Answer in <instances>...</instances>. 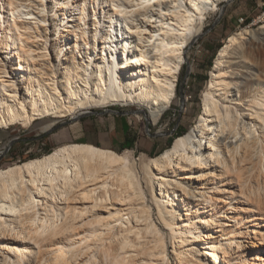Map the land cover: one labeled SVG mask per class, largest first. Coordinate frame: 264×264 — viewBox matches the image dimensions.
I'll return each mask as SVG.
<instances>
[{
    "label": "bare ground",
    "instance_id": "1",
    "mask_svg": "<svg viewBox=\"0 0 264 264\" xmlns=\"http://www.w3.org/2000/svg\"><path fill=\"white\" fill-rule=\"evenodd\" d=\"M107 1L89 19V0H0L12 14L4 28L0 14V130L44 121L47 132L115 106L158 125L191 47L229 0ZM257 24L226 40L196 125L143 172L78 142L0 167V264H27L31 247L45 250L36 264H100L96 252L107 264L262 261L259 227L225 229L264 211V18Z\"/></svg>",
    "mask_w": 264,
    "mask_h": 264
},
{
    "label": "rangeland",
    "instance_id": "2",
    "mask_svg": "<svg viewBox=\"0 0 264 264\" xmlns=\"http://www.w3.org/2000/svg\"><path fill=\"white\" fill-rule=\"evenodd\" d=\"M108 4L107 0H89L87 14L89 19H94L95 11L100 12L99 15L102 17L103 9H107ZM69 10L71 8L67 9V11ZM78 12L77 9L76 13ZM0 14H3V18L7 20L6 23L2 20L3 28L8 24V21L12 23V14L7 4L2 6ZM263 14L264 0H229L222 4L219 12L208 18L204 33L191 47L189 60L181 71L175 104L158 125H152L142 112H137L132 106L93 109L91 113L81 116L82 118L79 121L78 119L73 121L70 118L61 119L52 130L47 132L43 130L46 124L44 121H37L27 128L18 125L7 130H0V167L38 159L60 146L78 142L93 144L102 149L114 150L121 155H125L129 165H133L138 172H143L145 165L151 159L161 155L174 144L177 138L186 134L191 127L196 125L198 118L204 111L205 91L211 84V72L215 66L220 48L235 33L245 28L258 29L261 24L257 23ZM49 15L54 16L51 7H49ZM61 19L62 16H59V20ZM102 23L105 25L106 21L103 20ZM0 38H2V33ZM2 39H0V45ZM183 99L188 101L185 106L182 102ZM135 115H142L143 118L137 120ZM120 118L126 120L130 126L128 135L130 141L128 140L125 143L115 134V122ZM129 142L133 143V148H128ZM240 199L243 200L242 197H239L232 203L237 205ZM224 204L222 202L221 206H224ZM252 214H256L258 220L253 221ZM252 214L251 212L240 214L243 215L241 216L243 218H239V222L236 218L233 220L228 218L229 226L225 229L232 231L236 225H240L243 228L249 226L251 229L259 227L264 233V227L261 228L264 224L262 219L264 211H261L260 215L257 211ZM156 218L157 216L155 222ZM257 222H259V226H255ZM159 227L162 230L160 225ZM172 250L169 245V251ZM43 252H45L44 249L31 247L26 252L27 264L28 262L29 264H36L43 257ZM96 253L95 256L98 258V262L107 264L109 258L103 256V254L100 255V252ZM45 257L48 260L51 258L48 255ZM100 257H104L103 261ZM262 257L263 260L256 261L257 264H264V251Z\"/></svg>",
    "mask_w": 264,
    "mask_h": 264
},
{
    "label": "crops",
    "instance_id": "3",
    "mask_svg": "<svg viewBox=\"0 0 264 264\" xmlns=\"http://www.w3.org/2000/svg\"><path fill=\"white\" fill-rule=\"evenodd\" d=\"M129 132H130V126H129L128 122L126 120H124L123 118L117 119L115 122V134H116V136L119 139L123 140L125 143L127 140L130 139V136H128ZM86 144H88V143H86Z\"/></svg>",
    "mask_w": 264,
    "mask_h": 264
},
{
    "label": "trees",
    "instance_id": "4",
    "mask_svg": "<svg viewBox=\"0 0 264 264\" xmlns=\"http://www.w3.org/2000/svg\"><path fill=\"white\" fill-rule=\"evenodd\" d=\"M127 142H128V140H127ZM129 143H130V145L128 146V148H133L134 147L133 143H131V142H129Z\"/></svg>",
    "mask_w": 264,
    "mask_h": 264
},
{
    "label": "water",
    "instance_id": "5",
    "mask_svg": "<svg viewBox=\"0 0 264 264\" xmlns=\"http://www.w3.org/2000/svg\"><path fill=\"white\" fill-rule=\"evenodd\" d=\"M83 116H84V115H83ZM83 116H82V117H83ZM82 117H80V118L78 119V121H79ZM73 121H76V120H73Z\"/></svg>",
    "mask_w": 264,
    "mask_h": 264
},
{
    "label": "built area",
    "instance_id": "6",
    "mask_svg": "<svg viewBox=\"0 0 264 264\" xmlns=\"http://www.w3.org/2000/svg\"><path fill=\"white\" fill-rule=\"evenodd\" d=\"M261 18H264V14H263V16H262ZM261 18H260V19H261ZM260 19H259V20H260Z\"/></svg>",
    "mask_w": 264,
    "mask_h": 264
}]
</instances>
